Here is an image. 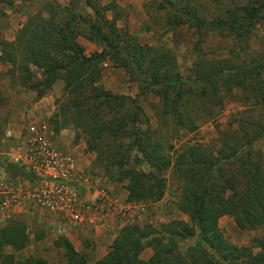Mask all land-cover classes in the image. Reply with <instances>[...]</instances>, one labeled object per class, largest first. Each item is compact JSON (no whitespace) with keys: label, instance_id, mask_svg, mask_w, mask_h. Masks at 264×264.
<instances>
[{"label":"rangeland","instance_id":"obj_1","mask_svg":"<svg viewBox=\"0 0 264 264\" xmlns=\"http://www.w3.org/2000/svg\"><path fill=\"white\" fill-rule=\"evenodd\" d=\"M109 1L11 0L10 4L7 0H0V43L14 42L28 17L39 13L48 16L50 7L54 5L60 6L65 15L74 17V25L80 34L78 42L83 47L85 55L101 52L102 46L97 41L85 37L89 35L88 25L94 24L92 7L103 6ZM215 1L219 3L210 4L208 0H204L192 5L206 20L216 16L225 19L226 12L232 4L241 5L248 0ZM158 5L159 2L153 0H116V16L113 17L112 11L105 13L108 21L115 18L114 26L103 25L102 19L95 22L103 32L111 34L113 29L122 39L135 42L133 44L142 47L148 54L150 51L154 55L167 53L171 56L173 73L177 72L178 77L186 83L179 86L183 89V97L178 98L175 106L169 104L165 108L163 101L155 95V88L148 86V81H139L106 57L99 66L101 85L114 94L124 96L125 99H136L148 124L140 117L141 121H134L135 126L125 127L124 136L108 137L109 148L103 149L105 153L98 156L100 159L96 158L95 153L87 150L88 136L73 124L67 123L58 135H52L56 145L62 150L74 153L81 159L82 164L79 163L81 171L85 170V174H94L103 183L107 195L114 203L106 207L108 212L104 216L97 213L95 215L93 211L88 210V217H91L95 224H88L69 233L68 239L77 252L86 259L87 264H95L111 250L114 239L124 226L151 227L155 230L152 237L163 234L165 227L174 220L186 222L191 227L188 215L179 207L185 181L178 173L181 161L199 163L203 170L209 172L208 185L217 182L226 185L234 182L235 185L238 183L239 188L244 185L249 169L256 164L264 166V101L255 100L260 96L264 97V64L258 68L253 67L254 64H258L257 60L264 58V21L256 25L247 43L242 40L240 43L236 41V34L210 32L199 47L201 55H198L193 45L198 36L189 27L190 24L186 22L185 17L182 19L184 24L177 25L171 8L162 9ZM56 9L59 11V8ZM2 48L0 44V55ZM148 59L147 56L146 60ZM199 61L208 69L213 65L227 73L236 68L249 67V75L244 78L249 85L245 88L234 84L230 94L227 87L221 86L216 97H201L200 90L205 83L197 74L199 72H196ZM22 64L21 54H17L15 65L0 64L1 168L4 171V168L6 170L9 168L8 173L14 171L18 174L21 172L13 166L9 154L15 146L24 143L28 134V124L46 123L49 129L53 130L55 121L62 123L66 120L64 106L68 102L62 80L53 84L41 98H38L35 90L23 86L20 78ZM14 67L16 71L12 73ZM29 67L37 73L38 78L42 77V69L31 64ZM143 77L149 80L148 75ZM256 82L263 87V92L254 96L257 91H253L251 87L258 85ZM130 107L133 110V106ZM105 118L109 120L113 116L109 114ZM135 131L140 132L139 135L142 137L151 134L150 141L157 143L162 154L169 159L165 169L158 172L156 167L143 158L134 144L132 145ZM111 154H117L119 158L123 155L126 171L152 173L154 179L147 180L148 185H155L159 178L163 179L161 199L152 203L129 200L131 196L126 189L128 181L122 180L121 171L116 165L111 163L107 165ZM213 171L215 172L211 174ZM212 178L216 179V182ZM91 185L94 189L100 186L94 183ZM17 219L27 228L28 244L18 252L5 245L4 255H14L16 261L20 262L39 258L48 264H67L64 249L57 248L54 244L58 235L55 230L53 231V227L47 228L45 217L37 215ZM217 226L223 240L235 248L244 246L256 252L258 248L255 247L254 239L260 240L264 237L262 228H241L236 226L233 218L229 216L221 217ZM5 228L1 225L0 231ZM195 238L188 236L176 240L178 250L186 252L187 248L195 245ZM166 241L167 239L163 243ZM207 251L209 254L212 253L210 250ZM152 252V248H146L140 258L146 261ZM214 256L219 262L222 261L218 253Z\"/></svg>","mask_w":264,"mask_h":264},{"label":"trees","instance_id":"obj_2","mask_svg":"<svg viewBox=\"0 0 264 264\" xmlns=\"http://www.w3.org/2000/svg\"><path fill=\"white\" fill-rule=\"evenodd\" d=\"M153 1L159 2V8H171L177 25L184 24L182 19L185 17L186 22L190 24L189 27L198 36L193 44L198 55H201L199 47L210 32L236 34V41L240 43L242 40L247 43L256 25L264 21V0H248L241 5L234 3L226 12L225 19L216 16L211 20H206L202 14H198L192 5L204 0ZM208 1L210 4L219 3L215 0ZM116 9V0H110L100 7H92L94 24L88 25L89 35L85 38L97 41L102 46V51L90 56L85 55L83 47L78 42L80 34L74 25V17L65 15L60 6L54 5L50 7L48 16L39 13L28 17L14 42L0 43L3 47L0 64L15 65L17 54H21L23 62L21 82L23 86L35 90L38 98L43 97L58 80L63 81L64 93L68 98L64 106L66 120L62 123L55 121L53 133L58 135L67 123L73 124L88 136L87 150L95 153L97 159L105 153L104 148L105 150L109 148L108 137L124 136L125 127L135 126L134 121H138L140 117L144 118L145 123L148 121L136 99H125L124 96L114 94L101 85L99 66L106 57L139 81H148V86L155 88V95L163 101L165 108L169 104L175 106L178 98L183 97V89L179 86L186 84L178 77L177 72L173 73V61L167 53L154 55L148 51V54L142 47L133 44L135 42L122 39L113 29L111 34L103 32L95 20L98 22V19H102L103 25L114 26L115 18L108 21L105 13L112 11L115 17ZM257 62L258 64L253 65L254 68L263 65L264 58ZM30 64L42 69V77H37V73L29 67ZM198 65L196 72H199L197 74L205 83L200 90L201 97H216L221 86L227 87L230 94L234 84L245 88L249 85L244 79L249 75V67L236 68L227 73L213 65L208 69L201 61ZM142 69L145 70L143 73ZM15 71L14 67L12 73ZM143 74L148 75L149 80H146L147 77H143ZM256 83L258 85L251 87L253 91H257L254 96L263 92V87ZM255 100L262 102L264 97L260 96ZM130 105L133 106V110ZM109 114L113 118L107 120L105 116ZM139 133L134 132L132 145L134 144L143 158L156 167L158 172L165 169L169 159L162 154L161 147L150 141V133L145 134V137ZM117 156L111 154L107 165L109 163L116 165L121 171L122 180L128 181L126 189L131 196L129 200L151 203L159 201L163 196L164 180L159 178L155 185H148L147 180L154 179L152 173L126 171L123 155L122 158ZM1 163L0 157V165ZM178 171L185 178L179 207L188 215L191 227L186 222L174 220L165 227L163 234L152 237L155 230L151 227L124 226L114 239L111 250L95 264H264V237L260 240L254 239L255 247L258 248L256 252L244 246L235 248L223 240L217 226L221 217L229 216L233 218L236 226L252 229L260 227L264 230V166L256 164L249 169L241 188L234 182L226 185L219 182L208 185L209 172L203 170L199 163L181 161ZM214 178L212 180L216 182ZM12 222L9 227L0 231V264H48L39 258L20 262L16 261L14 255H4L5 245L18 252L23 250L29 241V233L24 223L18 219ZM188 236L196 237L195 245L187 248L186 252L179 251L176 240ZM166 239L167 241L163 243ZM54 244L57 248L64 249L67 264H87L86 259L77 252L67 237L58 236ZM146 248H152L153 252L144 261L140 257ZM207 250L212 253L209 254ZM216 253L221 255V262L214 256Z\"/></svg>","mask_w":264,"mask_h":264},{"label":"built area","instance_id":"obj_3","mask_svg":"<svg viewBox=\"0 0 264 264\" xmlns=\"http://www.w3.org/2000/svg\"><path fill=\"white\" fill-rule=\"evenodd\" d=\"M27 132L24 143L9 156L24 174L0 176V223L38 215L59 237L69 238L70 231L95 224L88 210L106 215V207L114 203L94 174L79 169L81 159L56 145L46 123L30 122ZM91 183L100 186L94 189Z\"/></svg>","mask_w":264,"mask_h":264},{"label":"crops","instance_id":"obj_4","mask_svg":"<svg viewBox=\"0 0 264 264\" xmlns=\"http://www.w3.org/2000/svg\"><path fill=\"white\" fill-rule=\"evenodd\" d=\"M21 145H22V143H21L20 145L15 146V147L12 149V153H13V151L17 150ZM12 153H11V154H12ZM11 154H9V156H11ZM1 169H2V168H1V165H0V176H3V178H5V179H6V178H9L8 176H10V175L12 176V178H14V177L17 178V177H19L17 172H15V173H8L9 168L7 169L8 171L6 170V168H4L5 171H4V170L1 171ZM28 216H33V215H28ZM28 216H24V217H28ZM19 217H22V216H19ZM33 217H34V216H33ZM15 219H17V217H15ZM15 219H12V221L15 220ZM12 221H3V222L0 223V226L2 225L4 228H5V227H8V226L11 224Z\"/></svg>","mask_w":264,"mask_h":264},{"label":"clouds","instance_id":"obj_5","mask_svg":"<svg viewBox=\"0 0 264 264\" xmlns=\"http://www.w3.org/2000/svg\"><path fill=\"white\" fill-rule=\"evenodd\" d=\"M20 171V170H19ZM21 172V174H22V171H20ZM12 173H15L14 171H12ZM45 222H46V220H45Z\"/></svg>","mask_w":264,"mask_h":264}]
</instances>
